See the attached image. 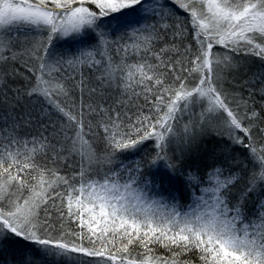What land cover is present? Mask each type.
Masks as SVG:
<instances>
[{
	"label": "snow or ice",
	"instance_id": "6c2138e0",
	"mask_svg": "<svg viewBox=\"0 0 264 264\" xmlns=\"http://www.w3.org/2000/svg\"><path fill=\"white\" fill-rule=\"evenodd\" d=\"M197 262L264 264V0H0V264Z\"/></svg>",
	"mask_w": 264,
	"mask_h": 264
},
{
	"label": "trees",
	"instance_id": "16d2710c",
	"mask_svg": "<svg viewBox=\"0 0 264 264\" xmlns=\"http://www.w3.org/2000/svg\"><path fill=\"white\" fill-rule=\"evenodd\" d=\"M157 254H165V253L163 252L162 249H158V250H157ZM197 264H198V262H197Z\"/></svg>",
	"mask_w": 264,
	"mask_h": 264
}]
</instances>
